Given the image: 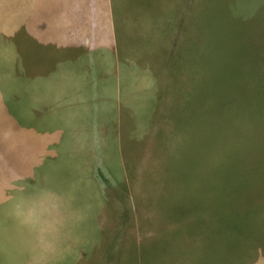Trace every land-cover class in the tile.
Listing matches in <instances>:
<instances>
[{
  "label": "rangeland",
  "instance_id": "374dc122",
  "mask_svg": "<svg viewBox=\"0 0 264 264\" xmlns=\"http://www.w3.org/2000/svg\"><path fill=\"white\" fill-rule=\"evenodd\" d=\"M80 2L0 0V264H177L167 253L179 264H264V0H126L134 21V3L159 6L163 40L173 39L166 53L193 46L207 85L197 108L178 101L144 133L158 138L146 141L149 150L137 139L123 145L121 196L110 184L123 173L103 156L101 140L67 137L74 127L60 128L59 111L44 106L63 101L66 79L79 85L82 105L97 75L150 56L140 50L137 22L125 45L116 37L105 50L78 52L82 24L57 19ZM26 76L30 88L17 82ZM237 108V128L224 125L216 135L214 111ZM229 172L242 182L227 193L239 196L217 206L214 190L227 188Z\"/></svg>",
  "mask_w": 264,
  "mask_h": 264
},
{
  "label": "crops",
  "instance_id": "0c3cea01",
  "mask_svg": "<svg viewBox=\"0 0 264 264\" xmlns=\"http://www.w3.org/2000/svg\"><path fill=\"white\" fill-rule=\"evenodd\" d=\"M134 5L135 21L132 15L129 16L130 10L126 0H103L102 4L99 3V0H84L83 3L81 0L79 7L73 8L74 15L59 17L57 21L67 19L65 21H78L82 24L81 29L75 36L73 45L78 52L79 48L82 49L88 46L85 51L88 54H91L88 51L109 48L116 41V37L121 38L122 43L125 45L129 36L133 34V22L135 24L137 22V25L140 26L136 29L140 37V50L142 54L149 52L150 60H141L138 67L140 58L132 57V62L129 60L128 68L122 72L119 73L120 68L117 67L114 72L104 71L102 75H97L90 89L85 92L87 99L82 105L78 104L79 85L76 86L74 83L71 86L70 83L73 79H66L64 90L61 92L66 96L63 101L51 102L44 106V108L52 109L55 112L56 110L59 111L57 115L60 119L58 122L60 128L67 126V124L74 127V130L69 132L71 134L65 133L67 137L70 135L78 141L95 139L94 143L98 139L101 140V145L104 147L103 156L114 158L119 172L123 173L118 182L113 181L110 184L113 187L116 185L114 188L117 191V196L124 195L121 192L125 186L123 184L125 178L124 165H122L124 159L121 153L123 145L128 141V147H132L133 140L137 139L139 141L137 143H141L138 146H143L144 150H149L151 142L148 145L146 141L154 140L155 142L158 138L152 137L153 134H151L152 139H146L144 133L150 134L154 130V125L163 124L166 114L173 112V108H176L174 105H177L178 101L186 103L188 106L193 101V108H197L195 97L197 99L198 92L207 85L206 70L198 71L196 69L198 55L193 46L185 44L181 47L179 45L174 52L166 53L165 41L171 43L173 39L163 40L162 26L164 25V18L159 16V6L142 7L137 3H134ZM63 11V6L60 5L56 13L61 14ZM178 32L180 33V31ZM60 38L59 36V40H55L56 44L63 45L64 41ZM179 39L181 38L179 37ZM188 40H194L190 32ZM64 67H66L65 64ZM191 70H194V72H191ZM106 73L109 75H106ZM199 73H204L203 77ZM198 75L201 78L200 84H198ZM87 77L88 74L82 75L80 77L81 82H87ZM189 77L191 80L188 84L184 83V81L189 80ZM32 78L29 76L21 77V79L18 78L17 82L20 81L22 85L26 82L27 87L30 88ZM38 81L41 82V79ZM67 86H69V90H67ZM83 86L87 87L88 84L86 83ZM33 92L37 96L38 92ZM182 94L183 98L190 95V99L182 100ZM136 110H138V114H135L134 111ZM68 111L69 113L72 111V114H69L70 117L67 120H63V115H66ZM81 117H84L83 120L77 121ZM193 118H195V115ZM190 121L194 122L193 119ZM127 123L128 134L123 129V125L126 126ZM152 127L153 130L150 131ZM106 133L111 134L110 142L112 145H109ZM123 133L127 136L126 141L122 140ZM155 133H157V130H155ZM120 135L122 138H120ZM84 146L76 148V151H83ZM117 161L122 164H118ZM111 162L113 161L111 160ZM167 254L169 255H165V261H167L166 257L169 256L171 260L174 258L178 260L174 263H180L178 254Z\"/></svg>",
  "mask_w": 264,
  "mask_h": 264
},
{
  "label": "trees",
  "instance_id": "16d2710c",
  "mask_svg": "<svg viewBox=\"0 0 264 264\" xmlns=\"http://www.w3.org/2000/svg\"><path fill=\"white\" fill-rule=\"evenodd\" d=\"M232 19L234 20V18H232ZM226 23H228V22H226ZM226 31H227V29H225V31L223 33L224 36H225V32ZM233 33L235 34V32H233ZM208 51H209V49L207 50V52ZM237 110H238V108L236 109V111H230V110L227 111V110H225L224 113H222L220 115L218 114L219 113V109L214 111L213 117H212V127L214 128L216 135H217V132H218L217 131L218 127L222 128L224 125H228V127H230V129H232V127H236L237 128V124H238V120H239V116H238V111ZM222 119H223V121H222ZM238 172H235L234 176H232L233 174H230V172L228 173L227 188H222L219 191H218L217 188H215L214 191L217 192L218 196H216L214 198V204L217 205V202L225 201L226 198L229 197V195L235 196V194H238V196H239V191L236 192V189H234V191L232 189L233 193H229V194L227 193L228 192L227 191L228 187L231 188V186L233 185V182H236V181H238L239 183L242 182L241 180H239L237 178ZM219 181H220V178H219ZM218 185H219V182H218ZM235 185H240V184L236 183ZM226 195H227V197H226ZM217 206H216V208H213V210H212V215H213V218L215 217V219H217V212L219 211V208Z\"/></svg>",
  "mask_w": 264,
  "mask_h": 264
},
{
  "label": "bare ground",
  "instance_id": "6f19581e",
  "mask_svg": "<svg viewBox=\"0 0 264 264\" xmlns=\"http://www.w3.org/2000/svg\"><path fill=\"white\" fill-rule=\"evenodd\" d=\"M42 19V18H41Z\"/></svg>",
  "mask_w": 264,
  "mask_h": 264
}]
</instances>
